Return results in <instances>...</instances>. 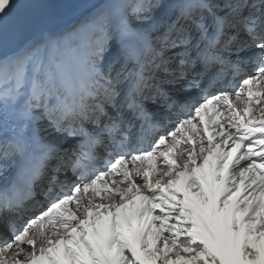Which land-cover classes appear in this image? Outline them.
I'll list each match as a JSON object with an SVG mask.
<instances>
[{"label":"snow or ice","instance_id":"snow-or-ice-1","mask_svg":"<svg viewBox=\"0 0 264 264\" xmlns=\"http://www.w3.org/2000/svg\"><path fill=\"white\" fill-rule=\"evenodd\" d=\"M87 11L0 0V264H264V0Z\"/></svg>","mask_w":264,"mask_h":264},{"label":"rangeland","instance_id":"rangeland-1","mask_svg":"<svg viewBox=\"0 0 264 264\" xmlns=\"http://www.w3.org/2000/svg\"><path fill=\"white\" fill-rule=\"evenodd\" d=\"M106 0L101 4L98 2V4L103 5L105 4ZM91 0H66L63 2L62 8H60L61 12L66 14V19L71 20L70 23L65 27V30L70 32L72 28L76 27L77 25L83 24L89 13L86 11V7L91 4ZM80 14V15H79ZM69 42L74 41L77 39L76 36L68 35L65 37Z\"/></svg>","mask_w":264,"mask_h":264},{"label":"bare ground","instance_id":"bare-ground-1","mask_svg":"<svg viewBox=\"0 0 264 264\" xmlns=\"http://www.w3.org/2000/svg\"><path fill=\"white\" fill-rule=\"evenodd\" d=\"M64 1H66V0H43V2H45V3H49V4H52V5H55V6H57V9H58V14H57V16H56V18H55V22H54V24L52 25V27H55L56 28V31H61V30H65V27L70 23V21L71 20H67L66 19V14H64V13H62L61 12V10H60V8H62V6L64 5L63 4V2ZM92 1V3L91 4H89L87 7H86V11L89 9V8H91V5L92 4H98V2L99 3H103L104 2V0H91ZM80 15V14H79ZM67 28V27H66ZM251 69L249 68V69H246V71H250ZM215 71H219V67L217 66L216 68H214L213 69V72H215ZM230 78V77H229ZM73 143H75V141H73ZM99 151H101V150H99L98 149V153H99ZM0 186H2V182H0Z\"/></svg>","mask_w":264,"mask_h":264}]
</instances>
